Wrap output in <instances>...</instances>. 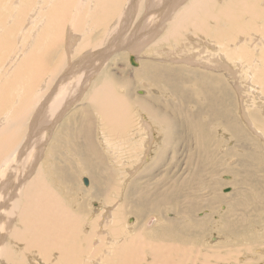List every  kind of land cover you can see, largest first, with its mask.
I'll list each match as a JSON object with an SVG mask.
<instances>
[{"label":"bare ground","instance_id":"bare-ground-1","mask_svg":"<svg viewBox=\"0 0 264 264\" xmlns=\"http://www.w3.org/2000/svg\"><path fill=\"white\" fill-rule=\"evenodd\" d=\"M7 6L12 10L5 9ZM49 7L51 9L46 12ZM149 9H155V17ZM56 19L59 23L55 25ZM10 20L15 22H11L13 26L4 32L0 30V59L3 58V65L9 63L7 68H0L3 70L0 71V264H30L28 255L33 253L35 258L41 253L48 264H80L94 241V245L106 244L107 249L109 244H116L117 238L122 237L121 211L129 210L141 220L147 213L163 216V206L167 203L179 205L181 208L175 211L194 217L196 223L177 213L181 217H169L157 227L161 228L160 233L150 237L153 247L141 249V235L134 234V237H124L118 247L112 244L110 256L102 261L112 264V258L117 257L119 264H142L146 253H150L153 264L172 262L167 260L192 264L200 256L202 261L214 256L232 264L235 255L229 246L233 247L234 243L223 241L222 245L212 249L227 248L226 251L210 250L204 255L193 253L194 236L199 237L205 231L208 218L199 219L194 214L202 206L199 200L188 196L189 186L186 185L190 184L185 182L186 185L180 184L171 190H157L158 194L154 191L145 194L141 191V183L137 184L144 173L137 172L148 158L156 135L161 139L146 172L150 173L156 165L161 166L164 154L170 151L168 147L173 142V135L178 132L177 123L196 138L199 148L205 152L204 162L217 163L212 147L213 135L220 123L231 134L230 141L235 142L227 154L237 156L243 167L252 166L261 158L255 147L264 142L263 135L258 134L259 137L254 133L261 131L258 125L264 128V0H179L178 3L175 0H0V28ZM116 22L120 27L114 26ZM53 27L60 29L55 31ZM130 27L134 31L127 35ZM21 28H28L31 33L26 42L22 36L26 30L19 34L13 46L12 33ZM113 30H116L113 38L117 33L115 39L121 45L113 39V47L111 43L100 48L111 42ZM253 33L256 35L252 36ZM242 34L249 38L243 39ZM99 40L100 45H92ZM156 43L157 46L159 43L165 45L167 51L177 49L183 59L177 61L172 51L158 58L163 51L158 50ZM125 47L146 51L143 59L138 57L139 65L135 59L133 65L138 68L130 66V76L135 79L128 75L119 79L106 69V60L113 53L117 55L115 50ZM135 56L129 57L130 62ZM227 57H236V63L244 65V69L254 65L252 84L247 81L249 85L240 86L238 78L234 85L231 73L237 71ZM29 63L34 67L30 68ZM116 80H121L117 87L113 86ZM142 80L147 81L148 88H135V82ZM152 82L166 84L170 100L164 102L161 90L153 87ZM238 91L244 96L239 98L240 106ZM33 96L34 108L30 109L26 124L25 116L29 110H26L25 100L29 103ZM76 102L81 103V107H74ZM72 107L60 121L62 114ZM95 112L101 119L99 126L94 125ZM135 113L137 119L133 118ZM134 125L138 129L125 134V130ZM249 132L258 138L253 139ZM134 136H141L139 148L142 151L136 153L141 159L132 166L133 157L130 156L136 152ZM124 140L132 142L127 150L128 157L119 152L122 143L127 147ZM240 149L247 150V154L238 155ZM111 155L120 158L122 164L110 163ZM126 170H129V176L125 178L119 172ZM85 174L91 179L88 187L81 182ZM116 177L121 179L117 183ZM259 181L255 182L257 186ZM118 191L124 192L127 200L114 212V200L108 204L105 201ZM239 193L216 194L213 198L216 202H227L228 209L222 215L217 214L221 216L222 231L237 234L249 220V213L243 214L249 203ZM91 199L98 200L100 206L91 224L92 232L85 234L83 221ZM207 202L212 203L209 199ZM99 218L107 226L105 232L108 235L97 238L94 229L100 227L96 226ZM159 220L154 228L160 224ZM130 227L135 230L136 225ZM139 228L143 229L142 226ZM15 244L18 247H14ZM19 246L24 247L19 249ZM97 248H92L94 253L102 246Z\"/></svg>","mask_w":264,"mask_h":264},{"label":"rangeland","instance_id":"rangeland-1","mask_svg":"<svg viewBox=\"0 0 264 264\" xmlns=\"http://www.w3.org/2000/svg\"><path fill=\"white\" fill-rule=\"evenodd\" d=\"M178 1L179 0H175V2H177V3H178ZM8 3H9V1H7V4L6 5H8ZM173 3L174 2H172L170 4V6ZM50 7L48 9H46V12L49 11V9H51ZM5 9L12 10L8 6L5 7ZM8 10H7V12H8ZM154 10H152L153 13H152V11H150V9L148 10V12L150 11L152 14H154L153 17H155V11ZM46 12H44V13H46ZM144 13H146V12L144 11ZM78 17H80V16L78 15ZM15 18H16V15H15ZM140 18H142V17H140ZM11 22H12V20H10L9 23L7 22L6 25L4 26V28H0V30L4 32L5 29H7L8 27H10V26L12 27L15 22H12L13 24H11ZM58 23H59V21L56 19L55 25L58 24ZM86 23L87 24H90L89 21H87ZM119 25H118V22H116V24L114 26H119ZM262 25H263V23H262ZM119 27H117L115 29H118ZM262 28H264V26ZM27 29L28 28H26V29L25 28H23V29L21 28L20 30H17L16 32H13L12 33V41H11V44L13 46L15 44V41H18L17 38L19 37V34L23 33L25 30H26V32H24L22 34V36L25 38V42L27 41V39L29 37V34L31 33ZM53 29L55 31H57V30L60 29V27L58 29H56L55 27H53ZM1 31H0V34L2 33ZM113 31L114 32H111L112 34L116 32V30H113ZM133 31H134L133 27H130V30L127 32V35H129L128 33L131 34ZM41 32H42V30H41ZM117 35L118 34L116 33V36L113 38V36H114V34H113L112 35V38L109 41L112 40L114 42L113 39L117 38ZM242 35H243V39L245 37H248L247 34H242ZM255 35H256V33H253L252 34V36H255ZM193 39L194 40H193L192 43L194 44L196 41H195V38H193ZM243 39L241 41H243ZM112 41L110 43L108 42V43L100 46V48L106 47L107 44H108V46H110L111 43H112ZM115 42H117L116 39H115ZM101 43H100V40H99L97 42H94V44H92V45H100ZM235 43L237 45L238 40H236ZM113 44L114 43H112V47L114 46ZM117 44H119V43L117 42ZM119 45H121V44H119ZM119 45H118V47H119ZM155 45L157 46V43ZM159 45L157 46L158 47V50H162L163 51V55L160 54L158 56V58H160V59L163 58L164 53H165V55H167V53H169V51H172L173 52L172 55H174V56L175 55L176 56L178 55L177 57L176 56L174 57V58H176V60L178 58L177 61H180V59L182 58V56L179 57L180 56V53H177V52H179L177 49L174 48L173 50L167 51L168 49L165 50L166 49L165 45H164V47L160 43H159ZM211 45H214V43H211ZM156 46H153L152 48H155ZM12 51H13V49L9 53H11ZM115 51H116L115 53H117V55L116 54L114 55V53H113L114 56L112 55L113 57L110 56L112 58L109 57L110 60H109V58L106 60V62H107V64H106L107 68L106 69H108L109 72L112 73V75H114L115 77H117L119 79L121 77H123V76H126V75L130 76L132 74V72L130 70L131 67L132 68L133 67L134 68H138L137 66L140 63L138 59L139 58L140 59H143L142 58L143 55L145 56V54H146V51L145 50H142V51L141 50L134 51L132 49H127L126 47H125V49L115 50ZM131 52H134L135 54H131ZM182 52H183V50H182ZM257 53H258V50H257ZM131 55H134V56L136 55L135 56V59H136V61H138V65L131 64L130 58H129ZM0 57H2V54H0ZM155 57H157V56H155ZM2 60H3V58L0 59V68H2L4 66H5V68H7V66H8L9 63H6V64L3 65L2 64ZM227 60H228V62H232L233 63V67L237 71V72H234V73L232 72L231 73V75L233 76L232 82L234 83V85H237V81L239 79L240 80H239L238 83H240V86H241V84L249 85L250 83H248L247 81L251 82V80L253 78L251 76H254L253 71H252L253 70L252 68L254 67V65H252L251 68L248 67V68H245L244 69V65H242V64H241L242 66L239 65L238 64L239 62L236 63L237 62L236 61L237 60L236 57H234V59L233 58L231 59L230 57H227ZM254 61H255L254 63H255V66H256L257 65L256 64V59ZM19 62L17 63V66L18 67H19ZM244 62L246 63L245 60H244ZM191 64L193 65V63H191ZM28 65H29L30 68H33L34 67V64L33 63H29ZM170 65H176V64L175 63H171ZM235 66H236V68H235ZM260 66L261 65H259L258 67H260ZM66 67L69 68L68 66H66ZM246 67H247V64H246ZM242 68H243V70H241ZM0 71H3V70H0ZM242 71H243V73H241ZM248 71H249V73H248ZM62 73H64V71ZM62 73L59 76H61ZM227 73L230 74V71H228ZM245 74H246V76H245ZM247 74H249L250 76L248 75V77H247ZM131 77L134 78L133 76H130V78ZM2 80H4V79H2ZM120 81L121 80H116L114 82V85L113 86L117 87L121 83ZM252 83H253V81L251 82V84ZM152 86L153 87H157L158 89L161 90V95H162V98H163V101L164 102L167 101V100H170L171 95L167 91V85L166 84L152 82ZM134 87L135 88H139V89L148 88L147 81L145 80V82H144V80H142V81L135 82V86ZM123 88L125 89V87H121L122 90H123ZM145 93H144V95H145ZM242 93L243 92H241V91H238L236 93L237 94V97H238V104H239V106L241 105L239 98L240 97H244ZM234 97H235V95H234ZM34 99H35V97L33 96V98L29 101V103H28V101L25 100V103L28 104L26 110H29L26 113V116H25V118L27 119L26 120V122H27L26 124H28L30 109H33L34 108V105L32 103L34 101ZM77 106L81 107V103H77L76 105H74V107H77ZM233 106L236 107V105H234V104H233ZM74 107H72L69 111L64 112L62 114V116L60 117V121L62 120V118L64 120V118L67 116V114L70 113V111ZM193 107H194V105H193ZM236 108L238 110H239V108L241 109V107H236ZM134 110H135L134 112H136V109L135 108H134ZM95 113H94L95 115L93 114V117H94L93 121L94 122L96 121V122L95 123L93 122V123H94L95 126H99V124L101 123V119H100V116H98V113L97 112H95ZM240 114H241V112H240ZM97 117H99V118H97ZM208 117H210V116H208ZM208 117H206V120L207 121H208ZM133 118L137 119L136 113L133 115ZM215 125H217V123H215ZM257 125H258V122H257ZM257 127L261 131L260 132H257V133H254V134H256L257 136H259L258 134H261V136L263 135V137H262L263 139L262 140H264V128H261L259 125ZM137 129H138V126L137 125L129 126L125 130V134H127L130 130L136 131ZM177 131L178 132H176L175 135H173V140H172L173 142L168 147V149L170 148L169 149L170 151H167L166 154H164L163 163L159 167H157V165H156V166H154V168H151L152 171H150V173H149V172H146V171L151 166V163H150L152 161L151 159H153L152 157L155 155L156 146H157V144L159 143V141L161 139L159 136L158 137H157V135L155 136V140H154L153 144L149 148L150 154H149L148 158L145 160V162L140 166V169L137 172V174L142 173V172L144 173V174H142L140 176L141 179L139 178V181L137 183V184H140L141 183V185L143 186V189H141V191L143 193H145V192L146 193H151L152 191H154L155 194H158V191L157 190L167 191V190H171L174 187L180 186V184H185V185H186V183L190 184V185H186V186H189L188 192H190V193L188 194V196L190 195V196H192V199L199 200V204L202 206L200 209H197L194 212V214L199 219L208 218V219H206V224L204 225L205 226V229H204L205 231H203L199 237L198 236H194V242H193V244H191V247L193 249V253H197V255L198 254L204 255V253H206L207 251H210V250L214 249L216 246L222 245L223 241H226V242H229V243H234L233 244V247L232 246H229L230 249L233 250L232 254L234 253L233 255H235L232 264H244V263L245 264H264V239H263L264 238V189H263L264 188V184H263L264 183V142H260L259 145L257 147H255L260 152L261 158L259 160H257L256 162H254V164L252 166L243 167L242 161L237 156H234L232 154H227V150L230 147L234 146L235 142L233 140L230 141L231 134L224 128L223 124L220 123L219 124V127L217 128V130H215L216 132H214V135H213V139H214L213 140V146H214V148L212 147V142H211L212 153L214 151L213 157L216 158L215 161L217 162V163L215 162L216 164H214V162L212 164L209 161H206V162L203 161V157H204V153H205L204 150H201L199 148V146L197 144V141H196V138L194 136L192 137L191 134H189L190 132H187L184 129V127H180V124L179 123H177ZM226 131L228 132V134L226 133ZM249 133L252 135L253 139L258 138L255 135H253L251 132H249ZM155 134H157L156 131H155ZM132 135H134V134H132ZM220 135H222V136H220ZM143 136H145V135L144 134L142 135V138L144 139ZM218 137H220V138H218ZM142 138H141V136H139V137L138 136H134L133 137V139H134L133 141L135 142V143L133 142V147L136 148L135 149L136 152L132 153V155L130 156L131 158L133 157L131 159L132 162L130 161L132 166L135 163L137 165L138 161L141 159V156L140 155L138 156L137 155L138 154L137 152H139V154H141L140 152L142 151V148H139V147L142 146L141 145ZM187 138H188V140H186ZM193 138H194V140H193ZM184 140H186V141H184ZM124 141L127 144V147H125L124 144L122 143V146H121V149L119 150V152H121V155H123V156L125 155V156L128 157V154L129 153H127V150H129V148H128V147H130L129 144H131L132 142H128L127 140H124ZM176 145H178V146L176 147ZM173 146L175 148H173ZM171 147H172L173 150L171 149ZM114 148H116V147H114ZM199 150H201V151H199ZM199 152H200V154H199ZM201 152H202V154H201ZM247 152H248L247 150L240 149V152L237 153V154L240 155V156H243V155H246ZM110 159H111L110 160V163H112V164L113 163L114 164L116 163L118 165L119 164H122L121 163L122 161H120V158H115V156H113V155L110 156ZM118 160H119L120 163L118 162ZM208 163H210V164H208ZM148 165H150V166H148ZM144 166H146V167H144ZM143 168H144V170H143ZM129 170L120 171L119 174L124 175V177L126 178V177L129 176V174H128ZM247 170H251L252 173L250 174V172L249 171L247 172ZM203 173L205 174V177H204V174ZM252 174H253L254 178H253ZM194 175H195L196 178L194 177ZM193 177H194V179H191ZM85 178L88 179V182H89L88 184H85V182H84V179ZM234 178H236V179H234ZM245 178H247V179H245ZM255 178H256V180H254ZM116 179H117V181H116ZM116 179H115V182L116 183L118 182V180H121L119 177L118 178L116 177ZM136 180H134V181H136ZM249 180H251V181H249ZM253 180L255 182H257V180H260L259 182H261V183L258 182L259 185L257 186V183L253 182ZM90 181H91V179H90L89 175H87V174H85V175H83L81 177V182H82L83 186L85 185V187H88L90 185ZM172 182H174L175 185H173ZM242 182L244 184H242ZM246 182L248 183V185H247ZM249 182H251V183H249ZM245 183H246V185H245ZM191 184L193 186H191ZM171 185H173V186L171 187ZM122 186L119 187V188L122 189ZM259 186H261V187H259ZM243 188H244V190H243ZM237 191H238V193L240 191V193H239L240 197H242L245 200V202L249 203V207L246 205L248 207V209L246 208L245 209L246 211H243V214H245V215L246 214L248 215V213H249V215H248L249 216L248 217L249 220H247L246 221L247 223H245L244 225H242L240 227V229L238 230L237 234H235L234 232H231V231H229V232L222 231L223 230L222 229V224L220 223V217L221 216H218V215H222V213H224L228 209V206L226 204L227 202H223V201H219V202L217 201L216 202V200L214 201L213 198L216 196V194H220L222 196L223 195L224 196H226V195L227 196L228 195L230 196L231 194L234 195ZM245 191H247V192H245ZM192 193H194V194H192ZM207 199H209L212 203L210 204L209 202H207ZM110 200H114L112 204L113 205L115 204V208H114V212H115V209H116V211H118L120 209V207H122V205L124 204V202H126L127 199L124 198V192L121 193V192L118 191V192H116V193H114L112 195H109V200L108 201H105V203L108 204V202ZM202 202H203V204H202ZM208 204H210V206H208ZM99 206H100V202L98 200H96V199H94V200L91 199L90 202L88 203V205L86 206V215H85V217H84L85 219L83 221V224H85L83 226L84 233L86 232L85 234H88V233H91L92 232L93 227L91 226V224H92V222H93V220L95 218V214L98 213L97 212V209H99ZM167 206H169V207L167 208ZM163 207H164V211L162 212V215L163 216H161L159 213H147L146 215H144L141 218V220H139L138 217L134 213H132L131 211H129V210L124 209L123 211H121V216L123 217V220L120 223L118 222V220H115V222H118L120 224V226L122 225L121 226V229H122V232H121L122 237L117 238V241L114 240L116 242V244L112 243L113 241L111 243L113 245H116V247H118V246H120L119 243L121 244V241L124 239V237H131L134 234L135 235L140 234L141 235L140 237L142 239V241H141V246H142L141 249L142 248L153 247V245L150 244V237L153 238L156 234L160 233L161 228L160 227L157 228V227L159 225H161V224H164L165 221H166V219H169V217L170 218H174V217L177 218L178 216L181 217L180 215L177 214L179 212L175 211L176 209H180L181 208L179 205H177V204L174 205L173 203L172 204H168L167 203ZM106 208H108V207L106 206ZM104 212H106V211L104 210L103 213ZM90 213H92V214H90ZM103 213H101V214H103ZM179 214L183 215V217L187 221H189L191 223H196L194 217L193 218L192 217H186V214L184 212H181ZM214 214H215V216H214ZM212 215H213V217H211ZM159 217H161L160 220H159ZM217 217H219V218H217ZM255 219H257V220H255ZM126 220H128L127 223H125ZM158 220H159V223L160 224H158L154 228V225L157 224ZM97 221L99 223L98 224L96 223V226H100L101 228L99 227V228H95L94 229L96 231V233H97L94 236L97 237V238H99V236L100 237L101 236L104 237L107 234V232H105V229H106L107 226H104L105 224H102L100 222L101 221L100 218L97 219ZM138 223L140 224V226H142V228H143L142 230H141V228H139L140 230L137 229L138 227H140V226L137 227V224ZM130 225H136L135 230L133 228H131ZM124 226H125L126 230H125ZM212 226H213V228H212ZM216 226H218V227H216ZM219 226H220V229H219ZM142 232L147 233V234H143ZM205 233H207V234H205ZM132 237H134V236H132ZM236 241H237V243H236ZM94 242H93V246H92L93 249H95L97 246H98L97 249H99V247L101 248V246H102V248L100 250H98L97 252H95V253H98V256H100V255L101 256L98 258L97 255L96 256L94 255L95 254L94 253V250L92 248L91 249L89 248L92 245V244H90V246L88 247L90 250L87 248L85 254L83 255L84 258L82 256V261H81L80 264H89V263L90 264L91 263L93 264V262H94V264H101V263L102 264H105L104 261H105L107 255L110 256L109 250L111 249L112 244H109L108 247H107V249H106L105 248L106 244H104V243H102V244H99L98 243L97 244L96 243L94 245ZM17 245L18 244H15L14 247H18ZM23 247L24 246H19V249H22ZM236 248H237V250H236ZM102 249H103V251H102ZM222 249H223V251H226L227 250V248H220V250H212V252H219ZM19 251H21V250H19ZM113 252L115 254V248L113 249ZM105 253H106V255H105ZM38 254H39V256L36 255V258H35V254L34 253H33V255H31V254L28 255V257H29L28 261L30 262V264H41V263L42 264H48V262H45V261H47V260H45L46 258L43 257L41 255V253H38ZM146 254L147 255L144 258V262L142 260V264H153L154 261H153V258L150 257L151 256L150 253H146ZM32 256L34 257V259H33ZM41 257H43V258H41ZM115 257H116V255H115ZM39 258H40V260H39ZM238 258H239V261H238ZM112 259H113L112 260V264H116V263L119 264V261H118L117 257L116 258H112ZM142 259H143V257H142ZM86 260H88V261H86ZM98 260H100L101 262L98 261ZM102 260H104V261H102ZM53 261H54V258H53ZM140 261H141V259H140ZM167 261H172L170 264H181L179 262V260H167ZM203 261H207L206 264H215V263H217V264H229V262L226 261L225 259H215L214 256L210 257L209 260H203ZM203 261H202V258L200 256L199 259H194V261L193 262L191 261V262H192V264H202L201 262H203ZM236 261H238V263ZM5 263L6 262H4V264ZM50 264H53V262H51ZM203 264H205V263H203Z\"/></svg>","mask_w":264,"mask_h":264},{"label":"water","instance_id":"water-1","mask_svg":"<svg viewBox=\"0 0 264 264\" xmlns=\"http://www.w3.org/2000/svg\"><path fill=\"white\" fill-rule=\"evenodd\" d=\"M131 62H132V64H135L136 63L135 58L131 57ZM84 182H85V184L89 183L87 178L84 179Z\"/></svg>","mask_w":264,"mask_h":264}]
</instances>
